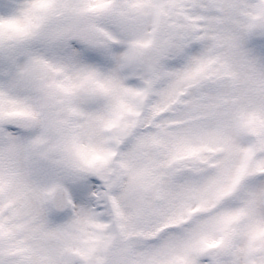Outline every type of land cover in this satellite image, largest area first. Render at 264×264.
Segmentation results:
<instances>
[{
    "label": "snow or ice",
    "instance_id": "1",
    "mask_svg": "<svg viewBox=\"0 0 264 264\" xmlns=\"http://www.w3.org/2000/svg\"><path fill=\"white\" fill-rule=\"evenodd\" d=\"M0 264H264V0H0Z\"/></svg>",
    "mask_w": 264,
    "mask_h": 264
}]
</instances>
